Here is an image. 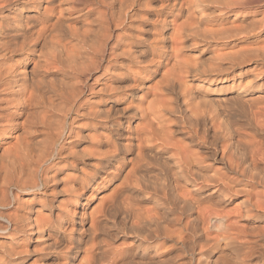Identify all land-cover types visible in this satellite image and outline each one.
Here are the masks:
<instances>
[{"label":"bare ground","instance_id":"bare-ground-1","mask_svg":"<svg viewBox=\"0 0 264 264\" xmlns=\"http://www.w3.org/2000/svg\"><path fill=\"white\" fill-rule=\"evenodd\" d=\"M251 5L0 0V264H264Z\"/></svg>","mask_w":264,"mask_h":264},{"label":"rangeland","instance_id":"rangeland-1","mask_svg":"<svg viewBox=\"0 0 264 264\" xmlns=\"http://www.w3.org/2000/svg\"><path fill=\"white\" fill-rule=\"evenodd\" d=\"M262 1V2H261ZM263 1L264 0H254V2H253V0H251V3H252V7H251V10H253V11H262V9L264 10V3H263ZM260 2V3H259ZM257 4V5H256ZM263 6V7H262ZM259 17V16H258ZM264 36H260L259 38H253L251 41H250V43H253V44H255V45H257L258 47H260V49L262 50H259L258 49V47H256L257 48V51H259V52H257L258 53V55H263L264 56ZM260 44H262L263 45V48H262V45H260ZM213 53V51L212 50H210V51H207L206 53H205V55L206 56H208V55H210V54H212ZM195 55L196 54H198V52H196L195 51V53H194ZM194 55V56H195ZM260 56V57H261ZM196 57V56H195ZM247 67L248 68H250V67H262V63L261 62H259V61H257L256 63H253L252 65L251 64H249V65H247ZM245 68H246V66H245ZM245 70H247V69H245ZM248 70H250V69H248ZM263 83H264V79L263 80H261ZM19 196H23V194H20Z\"/></svg>","mask_w":264,"mask_h":264}]
</instances>
